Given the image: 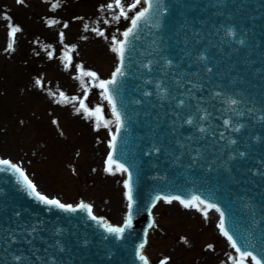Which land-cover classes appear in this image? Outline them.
I'll return each instance as SVG.
<instances>
[{
    "label": "water",
    "instance_id": "obj_1",
    "mask_svg": "<svg viewBox=\"0 0 264 264\" xmlns=\"http://www.w3.org/2000/svg\"><path fill=\"white\" fill-rule=\"evenodd\" d=\"M147 1L124 46L123 74L108 85L122 121L116 153L135 177L131 226L117 235L83 210L41 205L5 169L0 264L20 256L51 264L60 246L81 239L92 240L88 253L61 254L59 264H144L137 255L150 210L169 188L219 204L235 236L263 249L264 263V0ZM59 229L76 241L52 242Z\"/></svg>",
    "mask_w": 264,
    "mask_h": 264
},
{
    "label": "rangeland",
    "instance_id": "obj_2",
    "mask_svg": "<svg viewBox=\"0 0 264 264\" xmlns=\"http://www.w3.org/2000/svg\"><path fill=\"white\" fill-rule=\"evenodd\" d=\"M56 2L0 0V158L20 165L47 195L90 202L119 225L124 176L102 165L113 121L99 84L116 62L113 38L139 6L121 0L125 18L115 0H59L52 9ZM10 25L21 31L13 36ZM188 210L172 202L155 208L146 250L154 264L238 262L229 263L234 253L217 234L215 218L201 207Z\"/></svg>",
    "mask_w": 264,
    "mask_h": 264
},
{
    "label": "snow or ice",
    "instance_id": "obj_3",
    "mask_svg": "<svg viewBox=\"0 0 264 264\" xmlns=\"http://www.w3.org/2000/svg\"><path fill=\"white\" fill-rule=\"evenodd\" d=\"M23 0H17V3H22ZM116 2V6L117 7H121V12H120V16H125V18H127L126 16V13L124 12L122 6H121V0H115ZM136 3H139V0H136ZM59 6V0H57L56 3H53L52 4V9H55ZM136 5L135 4H132L129 6V8H133L135 7ZM108 7H111V5H108ZM146 15V10L145 11H142L140 13H138L134 18H132L131 20V23H132V28L124 31L122 33V35L127 38L129 35L132 34L133 30L138 26V22L144 18V16ZM120 16H116L115 19L119 20L120 19ZM5 19H8L7 16H5ZM49 26H51L52 24L54 23H58V21H49ZM64 27H68L67 23L64 24ZM10 28H11V34L14 36L15 33L17 32H20L21 29L18 27V26H11L10 25ZM85 29L87 30V25H85ZM101 36L104 35L103 32H100L99 33ZM61 38H63V33H61ZM126 41H116L115 38H113V43L117 45V47H113L112 51L114 52H119L120 54V58H121V63L123 62V58H124V44H125ZM12 45L9 44L8 45V48L11 49ZM71 58H69L70 60ZM170 63V61H169ZM67 67V65H66ZM208 71H211V69H208ZM123 73L121 72V69L120 68H117L116 72L114 73V77L117 76V75H122ZM85 75H88V76H93L95 77V73H92V72H88V73H85ZM37 85L40 84V81L37 80L36 81ZM116 83V80L115 78L110 80V81H107V82H104V81H101L99 86L101 88H103L105 90V93L108 92V85L111 84V85H115ZM63 95V94H61ZM106 98H109L106 96ZM110 99V98H109ZM83 103V102H81ZM183 103V102H181ZM232 103H235V101H232ZM113 111H115V106H113ZM117 119L119 120V113H117ZM191 120H188L187 123L191 124ZM239 130V129H237ZM201 131H203V129H201ZM115 139V138H114ZM234 143V141H233ZM109 162L111 163H114V161H112V157L109 156L108 158ZM0 165H4V166H8L10 168H12L14 171H17V172H20V169L15 165V164H10L9 161L7 160H0ZM118 169L122 170V171H125L127 172V169L123 167V165H117ZM4 169L3 168H0V171H3ZM108 171H111V168L107 169ZM21 175H23V173H21ZM25 179H27L25 177ZM29 184V187L32 189L33 192H35V186L31 184V182L29 181L28 182ZM125 187L129 189V193H128V201H129V205H128V213H127V226H131V222H132V201H133V196H132V193H131V185L126 183L125 184ZM37 196L38 198L43 201L44 203H47V204H50V205H53V206H56V207H59L61 209H65L66 206L62 203H60L58 200L56 199H47L46 197L44 196H40L38 193H37ZM159 199V197L157 198ZM196 201H198V204H192L191 201L189 202H185L183 200H181L180 202L182 204H184L185 207H197V210H199V205L200 204H204V201L202 200H199V197H195L194 198ZM165 203H171V200H166ZM81 208H86L89 210V212H91V208L89 205H86V204H83L81 203L80 205ZM206 207H215L214 205H206ZM66 210H71V211H75L74 208H72L70 205L67 206ZM216 211L220 212V209L219 208H216ZM223 212H220V216H221V220H220V223H219V227L221 229V231L223 232V234L227 237V239L232 242V247L233 248H236V243L233 241V238L231 235H229V233L227 231L224 230V221H223ZM93 219H96V217H93ZM151 227V225H149ZM107 231L109 233H113V234H120V233H123L124 231V228L123 227H108L107 228ZM144 247L143 244L140 245V248L142 249ZM211 247V245L209 246ZM237 252H240V249L239 248H236ZM248 254L247 253H241V259L238 261V262H234V264H244V260H243V257H246ZM139 258L141 261H144V264H148L146 258L143 256V255H139ZM253 259L255 260V257H253ZM162 264H166V261L165 262H162ZM256 264H259V261L256 262Z\"/></svg>",
    "mask_w": 264,
    "mask_h": 264
},
{
    "label": "bare ground",
    "instance_id": "obj_4",
    "mask_svg": "<svg viewBox=\"0 0 264 264\" xmlns=\"http://www.w3.org/2000/svg\"><path fill=\"white\" fill-rule=\"evenodd\" d=\"M111 10V9H110ZM109 10V11H110ZM160 203V202H159ZM192 204H194V202L192 203ZM159 205V204H158ZM186 209V211H189L188 209H190L189 207H186L185 208ZM205 210V209H204ZM200 211L203 215H205L206 217H213V216H215L216 217V215H214V213L212 212V213H208L206 210L205 211ZM216 219H217V217H216ZM124 220V219H123ZM217 221H218V219H217ZM155 228H153V229H151L150 230V232H152L153 230H154ZM148 247V246H147ZM146 250H147V248L144 250V253H146ZM236 257H237V254H233V256H231V259L229 260V263H231V262H233V260H235L236 259ZM167 264H171V262L169 261V263H167Z\"/></svg>",
    "mask_w": 264,
    "mask_h": 264
}]
</instances>
